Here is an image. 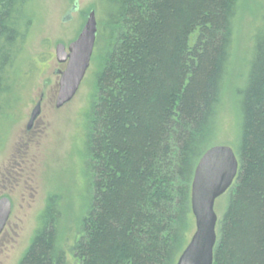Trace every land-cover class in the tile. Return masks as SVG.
<instances>
[{
  "label": "trees",
  "instance_id": "obj_1",
  "mask_svg": "<svg viewBox=\"0 0 264 264\" xmlns=\"http://www.w3.org/2000/svg\"><path fill=\"white\" fill-rule=\"evenodd\" d=\"M104 58L84 133L88 209L79 264H176L191 232V184L210 148L241 0H106ZM30 0H0V116ZM239 94V169L213 264H264V19ZM49 198L19 264H65Z\"/></svg>",
  "mask_w": 264,
  "mask_h": 264
},
{
  "label": "rangeland",
  "instance_id": "obj_2",
  "mask_svg": "<svg viewBox=\"0 0 264 264\" xmlns=\"http://www.w3.org/2000/svg\"><path fill=\"white\" fill-rule=\"evenodd\" d=\"M98 27L109 8L106 0H30L24 42L14 66V84L0 116V199L10 202V215L0 234V264H19L39 224L47 200L60 211L57 248L65 264H79L73 246L88 209L83 141L95 90V74L103 64L104 35L98 38L89 68L73 99L55 109L59 76L65 65L55 60V46L75 41L88 14ZM264 19V0H241L233 28L229 68L222 87L210 146H227L237 153L238 90L245 83L254 35ZM41 98V112L27 130L30 114ZM228 204L216 200L217 219ZM195 231L191 219L189 240ZM189 242V241H188Z\"/></svg>",
  "mask_w": 264,
  "mask_h": 264
},
{
  "label": "water",
  "instance_id": "obj_3",
  "mask_svg": "<svg viewBox=\"0 0 264 264\" xmlns=\"http://www.w3.org/2000/svg\"><path fill=\"white\" fill-rule=\"evenodd\" d=\"M97 35L95 13L88 14L78 38L67 47L55 46V60L64 64L59 76L55 109H61L76 95L89 68ZM41 112V98L33 108L27 130ZM239 169L235 152L227 146H212L201 156L191 184V213L195 231L180 254L176 264H213V254L217 243V215L215 202L226 194L233 184ZM10 202L0 199V234L10 215Z\"/></svg>",
  "mask_w": 264,
  "mask_h": 264
}]
</instances>
